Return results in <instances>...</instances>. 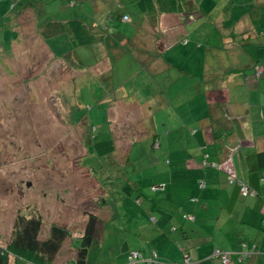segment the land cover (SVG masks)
<instances>
[{"label": "rangeland", "instance_id": "374dc122", "mask_svg": "<svg viewBox=\"0 0 264 264\" xmlns=\"http://www.w3.org/2000/svg\"><path fill=\"white\" fill-rule=\"evenodd\" d=\"M132 1L97 0L95 6L93 0H0V253L12 238L18 216L36 211L44 218L41 238L50 234L55 223L69 228L73 235L64 242L54 264L76 263L77 241L90 214L99 218V224L89 264L141 262L132 259L133 252L139 250L152 257L155 249L148 247L144 232H152L156 217L152 206L159 199L157 195L169 187L165 182L166 188L156 190L155 186L163 183L153 177L161 165L153 154L160 152L156 144L167 127L160 125L154 137L150 131L134 135L141 122L134 128L127 126L134 122L136 112L127 109L128 113H117L113 126L128 144L117 141L114 153L100 155L96 144L107 140L110 131L104 110L110 100L120 97L115 90L111 96L104 84L108 80L105 77L110 76L107 56L94 44L85 46L77 50L84 68L73 67L61 57L75 49L70 37L61 34L46 38L43 34L49 21L83 19L92 23L94 8L102 10V18L97 20L103 22L99 30L120 52L119 57H111L115 66L112 89L126 87L128 72L123 66L134 53L127 52L121 40L123 34L136 35L138 22L144 19ZM195 2L207 8L211 1ZM241 7L254 8L250 4ZM122 13L132 17L119 20ZM206 27L212 29L210 23L198 28L191 25L194 32L185 38L187 43L179 41L171 46L165 60L177 50L189 56V44L205 42L197 32ZM213 43L211 40L209 45ZM99 53L105 60L91 66ZM194 58L184 63L194 68ZM154 139L159 140L155 145ZM128 147L132 149L126 156ZM167 243L162 240V248ZM174 243L182 250L180 243ZM184 257L182 254L174 260L183 264ZM11 260L12 264H29L20 257L11 256Z\"/></svg>", "mask_w": 264, "mask_h": 264}, {"label": "crops", "instance_id": "0c3cea01", "mask_svg": "<svg viewBox=\"0 0 264 264\" xmlns=\"http://www.w3.org/2000/svg\"><path fill=\"white\" fill-rule=\"evenodd\" d=\"M93 1L96 6L97 0ZM210 1L207 8L195 2L196 10L191 12H159L155 23L141 13L149 21L138 22L136 35L123 34L121 40L122 47L134 53L123 66L128 72L126 87L112 89L115 66L111 57H119L120 52L109 43L110 37L94 45L96 50H104L110 65L106 90L111 96L114 90L120 96L110 100L104 110L110 124L107 140L113 139L116 149L117 141L126 143L112 121L127 109L136 112L127 128H134L137 122L142 125L133 130L134 135L150 131L154 137L160 125L167 127L156 144L160 152L153 154L161 163L153 177L169 187L157 195L152 206L156 216L152 232H144L148 247L158 253L155 264H179L174 259L186 253L193 257V264H223L215 249L232 252L244 241L256 243L260 253L243 264H264V166L258 158L264 149V72L258 76L255 72L258 65L264 69V0ZM244 4L254 8L245 9ZM94 10L95 19L88 23L101 34L103 22L97 20L102 18V10ZM208 23L212 29L197 32L205 42L186 46L191 49L189 56L177 50L165 60L171 46L187 43L185 38L194 32L191 25L198 28ZM211 40L214 43L209 45ZM193 57L194 68L184 63ZM103 60L99 56L91 66ZM204 153L218 168L202 167ZM200 179L206 180L205 188L199 187ZM241 182L252 194H244ZM190 212L196 221L184 217ZM162 240L168 242L164 248ZM140 261L133 264H147ZM238 261L231 264H242Z\"/></svg>", "mask_w": 264, "mask_h": 264}, {"label": "trees", "instance_id": "16d2710c", "mask_svg": "<svg viewBox=\"0 0 264 264\" xmlns=\"http://www.w3.org/2000/svg\"><path fill=\"white\" fill-rule=\"evenodd\" d=\"M135 1L140 8L139 10L144 13L152 23L156 22L159 12H191L196 10L194 0ZM125 16L130 18V15L121 14L119 20H123ZM90 27L89 23L83 19L52 20L45 24L43 34L46 38H53L61 34H67L75 49L67 52L61 57L65 58L67 63L73 65V67L84 68L85 62L79 56L77 50L85 46L93 44L97 45L102 41L104 42L106 39L105 33L97 34ZM156 141L159 142V140ZM156 141L154 145L156 144ZM96 146L97 150H99V154L102 156L108 155L116 149V144L113 139L100 141ZM258 158L261 165L264 166V149L258 152ZM201 165L208 168H218V163L210 161L209 155L206 153H204ZM202 182H205L204 187L202 186ZM162 183V185L158 187L155 186V189L159 190L160 187L166 188V183ZM199 183L200 188H205L207 186L205 179H200ZM242 183L244 182H241V185ZM252 192L253 191L249 188L248 193L244 194L249 195L252 194ZM33 213H30V215L21 213L18 216L11 240L8 242L7 246L1 247L0 264H12L11 256H14L15 258H24L29 264H54L66 239L73 236L69 228L55 223L51 226L50 234L45 238H41L44 227V218L40 213H36V211ZM184 217L191 221L197 220L196 215L192 212L186 213ZM98 224L99 218L95 214H90L84 233L78 239L77 260L75 264H89L91 248L94 246L97 239L96 234ZM257 247L258 245L254 242L249 243L244 241L241 243V247L237 250L230 252L216 248L214 254L221 259L223 264H231L233 261L238 260V262L243 264L260 253V250H258ZM224 255L229 257L228 263L224 262ZM187 256L192 258L189 264H193V257L189 253L185 254L183 264H186L185 258ZM235 257H237V259ZM158 258L159 256L157 253V261H159Z\"/></svg>", "mask_w": 264, "mask_h": 264}, {"label": "built area", "instance_id": "2783aa9c", "mask_svg": "<svg viewBox=\"0 0 264 264\" xmlns=\"http://www.w3.org/2000/svg\"><path fill=\"white\" fill-rule=\"evenodd\" d=\"M124 19H127L128 20L129 17L128 16H125ZM262 73H263V66L262 65L261 66L260 65L257 66V68H256V75L258 76V75H261ZM242 185H243V191H245V193H248V191H249L248 186L245 183H242ZM202 186L203 187L205 186V182H202ZM223 257H224L223 258L224 262L225 263H228L229 262V257L227 255H224ZM132 259L133 260L134 259L142 260V261L146 262L147 264H155V262L157 260V253L154 251L152 253V257L151 258H147V257H145V254L141 253L140 251H135V252H133ZM191 259H192L191 257H188L187 256L185 258V263L186 264H189L191 262Z\"/></svg>", "mask_w": 264, "mask_h": 264}]
</instances>
